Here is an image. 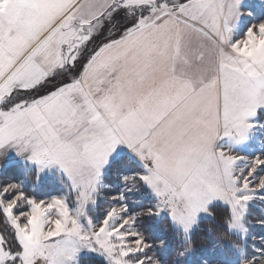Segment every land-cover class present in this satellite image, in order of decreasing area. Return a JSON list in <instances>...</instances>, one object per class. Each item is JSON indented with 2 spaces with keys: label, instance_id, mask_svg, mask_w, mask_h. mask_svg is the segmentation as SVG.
I'll return each mask as SVG.
<instances>
[{
  "label": "snow or ice",
  "instance_id": "1",
  "mask_svg": "<svg viewBox=\"0 0 264 264\" xmlns=\"http://www.w3.org/2000/svg\"><path fill=\"white\" fill-rule=\"evenodd\" d=\"M257 132L264 0H0V264H264Z\"/></svg>",
  "mask_w": 264,
  "mask_h": 264
},
{
  "label": "rangeland",
  "instance_id": "2",
  "mask_svg": "<svg viewBox=\"0 0 264 264\" xmlns=\"http://www.w3.org/2000/svg\"><path fill=\"white\" fill-rule=\"evenodd\" d=\"M250 2L258 3L259 0H250ZM249 22L250 21L248 18H245L241 22L240 24L241 32L246 28ZM251 22H254V19ZM261 140H264V133L257 132L255 139V143L257 147L259 146V142ZM13 173H17L20 179H23L22 166L18 163L14 164L11 161H9L4 169H0V182H2L1 181L2 174H4L5 177H9ZM48 183L51 184L52 186L37 187L29 183L26 185V189L32 191V193H35L36 195H38L40 198L43 199H48L49 195L54 196L60 194L59 184H56L54 181H49ZM107 207H108L107 201L101 200L99 203L98 212L102 213L103 210ZM251 212L252 215L250 216V220L253 221L251 228V235L254 236L255 239H249L248 247L250 252L259 253L260 249L264 248V226H261L259 223H256V221L264 218V202H261L259 199H257L255 203L252 205ZM95 214L96 213H94V215ZM8 231H9L8 225L5 223L3 216H0V234H7Z\"/></svg>",
  "mask_w": 264,
  "mask_h": 264
},
{
  "label": "trees",
  "instance_id": "3",
  "mask_svg": "<svg viewBox=\"0 0 264 264\" xmlns=\"http://www.w3.org/2000/svg\"><path fill=\"white\" fill-rule=\"evenodd\" d=\"M11 179H17V180H19L20 177L17 175V173H13L9 177H5V175L2 174V178H1V181L2 182L7 181V180H11ZM26 191L32 193V191H29L27 189H26ZM215 224H216L215 221L206 220V221H204L203 226L204 227H211V226H215ZM196 239H197L198 246L201 245V244H203V243H205V240H204V237H203V234L202 233L199 234ZM83 264H99V258H92V257H89V256H84L83 257Z\"/></svg>",
  "mask_w": 264,
  "mask_h": 264
}]
</instances>
